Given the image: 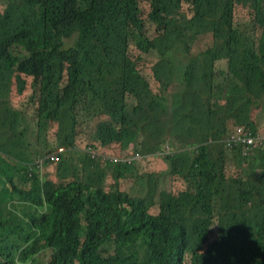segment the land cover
<instances>
[{
    "label": "trees",
    "instance_id": "trees-1",
    "mask_svg": "<svg viewBox=\"0 0 264 264\" xmlns=\"http://www.w3.org/2000/svg\"><path fill=\"white\" fill-rule=\"evenodd\" d=\"M4 4L0 264H264V142H221L258 134L264 0ZM59 147L73 162L58 180L65 156L54 174L45 160L42 179L38 160ZM87 148L140 157L111 164Z\"/></svg>",
    "mask_w": 264,
    "mask_h": 264
},
{
    "label": "rangeland",
    "instance_id": "rangeland-1",
    "mask_svg": "<svg viewBox=\"0 0 264 264\" xmlns=\"http://www.w3.org/2000/svg\"><path fill=\"white\" fill-rule=\"evenodd\" d=\"M101 1H103V0H95V2H101ZM4 7H5L4 0H0V15H1ZM235 21L238 22V23H243V22H248V19H244V20L235 19ZM74 40H75V34L72 35L69 38L64 39L65 46L72 45L73 42H74ZM206 41H208L207 38L204 39V40H200L198 42V47L203 46L204 42H206ZM196 44H197V41L195 42V46H196ZM195 46H194V48H195ZM147 55H148V59H152L154 61L157 59V56H156L155 53H152L151 52V53H149ZM173 61H174V65L176 67V75H175V78H176V80H179L182 77V71H183V68H184V66L186 64V58H185V56L183 54H177V57L174 58ZM216 65L218 67H225V60L216 61ZM89 81L92 84H86L85 87H89L88 88L89 91H93L94 89L92 87H95L96 84L93 83L95 81L92 79V77H89V79H88L87 82H89ZM89 85H91V86H89ZM15 105H17V104H15ZM257 111L258 112L256 113V115L254 117V122L257 124V130H256V132H258V134H260L263 137V142H264V112L262 110H260V109L257 110ZM90 132L91 131L88 128H86V130L84 132L85 133L84 134L85 138L84 137L79 138V141H78L79 143L78 144L80 146H83L87 142L86 140L89 138ZM152 136L155 137L156 139H158L159 141H161V140L164 139V137H161L160 132L159 133L158 132H154ZM221 142H223V140H221ZM30 143H31V145H33V143L31 142V139H30ZM179 145H180V143H177L176 140H172L171 138L167 137V138L164 139L163 143L161 144V146H162L161 148H162L163 151H165V150L171 151V150H173V147H179ZM262 145H263V143H262ZM235 146L237 147V145H235ZM33 147H35V146H33ZM225 148H228L229 149V146L225 145ZM93 152L96 155H102L103 154V151L102 150L101 151H93ZM226 153L229 154V156H230V158H227V160H228L227 163L228 164H231V163L234 162L235 165H236V162H235L236 160L232 158L231 151L226 150ZM72 154H74V153L73 152H70V153L68 152L65 155L64 161H65L66 164L64 166H62V168H61V163H60V168H59V171H58V174H57V179L58 180H60L62 178V173L66 174V172H67L66 171V168L69 166V164L71 162H73L72 158H69ZM105 154L108 155V156H110V154L107 153L106 151H105ZM56 162L57 161L53 162V166H52V172H53V174H54V163H56ZM38 171H39V174L42 177V179L48 177L49 174H50V170H49V168L45 164H43V166L41 165L39 167ZM69 174L70 173H68V175ZM168 178L169 177L167 176L164 179H168ZM135 181L138 182V179L136 178ZM136 185H138V184L136 183ZM20 209H21V207L18 206L17 209H16V211H17L18 215L21 216L22 213H21ZM32 210L33 209L29 210L28 212H32ZM144 257H145L144 254H139L138 255V259H140L139 261H140L141 264H143V262H144L143 261V258Z\"/></svg>",
    "mask_w": 264,
    "mask_h": 264
},
{
    "label": "built area",
    "instance_id": "built-area-1",
    "mask_svg": "<svg viewBox=\"0 0 264 264\" xmlns=\"http://www.w3.org/2000/svg\"><path fill=\"white\" fill-rule=\"evenodd\" d=\"M227 146L231 145H237L239 144L243 149H247L249 147H254L256 145H260L263 143V137L260 134H252L251 131L244 129V128H236V130L226 136V138L223 139ZM63 151L62 147L57 148V150L53 153L47 154L45 156L46 159H49L50 161L57 160L58 154ZM87 155H89L91 158L98 157L101 161L107 162V163H118L119 161H127L131 162L133 159H138L140 157L139 154L133 152L125 153L127 155H122L120 157L117 156H108L103 152L102 155H96L93 150L90 148L86 149ZM41 160L37 162V167L41 166Z\"/></svg>",
    "mask_w": 264,
    "mask_h": 264
},
{
    "label": "clouds",
    "instance_id": "clouds-1",
    "mask_svg": "<svg viewBox=\"0 0 264 264\" xmlns=\"http://www.w3.org/2000/svg\"><path fill=\"white\" fill-rule=\"evenodd\" d=\"M224 141V140H223ZM63 148V147H62ZM57 150V148L55 149V150H53L52 152H49L48 154H50V153H53V152H55ZM71 151V150H70ZM74 152H75V150H74ZM68 153V151H66L64 148H63V151L61 152V153H59L58 154V156H65L66 154ZM41 160V164L40 165H42L43 166V162L45 161V160H48V161H50L49 159H46L45 157L43 158V159H40ZM58 160V159H57ZM39 161V160H38ZM56 160H54V161H51V162H55ZM40 167V166H39ZM39 167H37L38 169H39Z\"/></svg>",
    "mask_w": 264,
    "mask_h": 264
}]
</instances>
